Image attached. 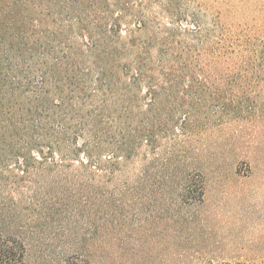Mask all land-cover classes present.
<instances>
[{"label": "trees", "instance_id": "1", "mask_svg": "<svg viewBox=\"0 0 264 264\" xmlns=\"http://www.w3.org/2000/svg\"><path fill=\"white\" fill-rule=\"evenodd\" d=\"M257 182L264 0H0V264L93 220L102 264H264V193L218 226Z\"/></svg>", "mask_w": 264, "mask_h": 264}, {"label": "rangeland", "instance_id": "2", "mask_svg": "<svg viewBox=\"0 0 264 264\" xmlns=\"http://www.w3.org/2000/svg\"><path fill=\"white\" fill-rule=\"evenodd\" d=\"M222 181H224L222 186L223 189L217 184H214L212 194L218 193L222 198L226 197L225 194L227 191L231 192V195L232 193L237 195L241 194V187L244 180H229L225 178ZM244 187L247 191L253 192V195L255 196L252 200L253 204H249L247 201L244 202V198H242L239 203L241 205L236 209V205L233 203L230 204L229 200V204L224 205L222 210L229 211L232 209H243L245 212H248L246 211V209H248L257 213L253 216L248 212L247 215L250 220H247V222L243 223V225L234 227L233 225H227L226 223H218V226L222 227L223 232L226 235H231L230 237H234L233 240L237 241V243L241 246L247 242V239H251V234L254 235L258 229V210L261 207L260 200L262 199L261 196H263L264 193L263 183L261 184L260 189H258V182L257 184L250 183L248 185H244ZM221 191H225L224 194H222ZM20 198V194L17 193L14 195L15 202H19ZM245 198L248 199L247 197ZM250 221H253V224L249 226L248 223ZM15 224L16 225H12L14 228L6 226V229L9 233H14L16 236L21 237L22 231L19 230L20 224L19 222H15ZM100 224L101 223L98 221L93 220L92 223L84 224L83 226H64L55 236L26 239L24 264H63V260L68 256H75L78 257V259L83 256L84 259L89 258L91 264H102V224ZM244 224L247 225L244 226ZM230 237L228 238L232 239ZM113 242L114 239L113 241L111 240V244ZM245 254L246 253L242 251H235L233 253H228L227 255L228 257L233 258L241 256L246 257ZM136 255L134 256V262L142 264L141 261L143 260L142 258H139L140 254Z\"/></svg>", "mask_w": 264, "mask_h": 264}]
</instances>
